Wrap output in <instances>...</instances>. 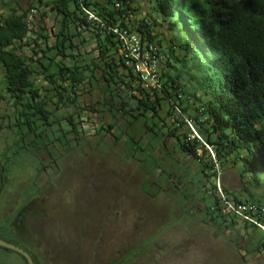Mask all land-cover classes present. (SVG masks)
<instances>
[{
    "label": "trees",
    "instance_id": "16d2710c",
    "mask_svg": "<svg viewBox=\"0 0 264 264\" xmlns=\"http://www.w3.org/2000/svg\"><path fill=\"white\" fill-rule=\"evenodd\" d=\"M139 1L39 0L57 21L53 45H49L46 26L36 29L32 24L35 7L12 8L0 17V72L15 114L10 126L18 133L14 144L20 145L0 166V195L16 167L12 164L16 155L34 156V151L47 150L57 141L69 146V134L80 144L79 123L72 115L65 116L66 131L56 113L78 106L80 91L98 87L116 120L143 123L131 139L134 144L139 145L144 136L164 146L170 141L207 178L217 176L218 165L239 169L244 184L259 190L258 195L251 193L243 201L224 188L225 194L235 203L256 207L254 216L264 228V192L260 190L264 186V0H148L154 19L132 25L131 12ZM84 10L95 12L100 23L89 21ZM176 18L186 35L180 44L156 32ZM117 26L155 44L159 57H167L172 70L180 65L190 81L197 83L196 90L187 94L182 75L165 71L161 72V91L145 89L126 65L118 37L108 29ZM190 65L196 75L190 73ZM164 108L168 109L167 121L161 115ZM187 120L194 122L201 139H190ZM115 124L102 130L111 133L117 130ZM118 130L113 133L117 139L126 134ZM48 153L52 155L51 150ZM42 168L38 174L46 166ZM212 186L201 200L205 204L211 200L206 204L208 218L213 223L230 222L226 227H233L238 218L223 214L221 199L214 193L216 186ZM245 225L259 232L255 248L260 249L264 229L247 221Z\"/></svg>",
    "mask_w": 264,
    "mask_h": 264
},
{
    "label": "rangeland",
    "instance_id": "374dc122",
    "mask_svg": "<svg viewBox=\"0 0 264 264\" xmlns=\"http://www.w3.org/2000/svg\"><path fill=\"white\" fill-rule=\"evenodd\" d=\"M38 1L0 0V17L12 8L35 7L32 24L36 29L46 26L53 45L56 18ZM134 9L130 24L154 19L148 0L139 1ZM160 31L178 44L186 36L177 18L159 26L156 32ZM175 66L176 70L166 66L163 71L181 74L186 93L192 94L197 83ZM2 80L0 72V166L20 147L14 144L18 133L10 126L15 114ZM104 100L98 87L83 90L78 106L56 113L66 131L65 116L72 115L79 123L83 134L79 145L69 134V146L57 141L47 150L34 151V156H15L16 167L0 195V239L32 254L37 264H264V245L255 248L259 232L240 219L230 228L226 227L230 222H211L206 210L211 200L201 201L212 185L220 199L226 197L224 188L243 201L251 193L258 195L259 190L244 184L240 170L218 165L217 176L207 178L170 141L164 146L144 136L134 144L131 139L143 123L116 120ZM167 112L164 108L163 118ZM115 122L117 130L126 133L119 139L113 135L116 129L102 130ZM42 166L46 168L38 174ZM260 190L264 192V186ZM0 264L27 263L20 254L0 248Z\"/></svg>",
    "mask_w": 264,
    "mask_h": 264
},
{
    "label": "built area",
    "instance_id": "2783aa9c",
    "mask_svg": "<svg viewBox=\"0 0 264 264\" xmlns=\"http://www.w3.org/2000/svg\"><path fill=\"white\" fill-rule=\"evenodd\" d=\"M119 7V5H117ZM88 15V20L92 22H99V18L92 10H84ZM35 13V11H34ZM32 19V15L30 16ZM119 39L121 51L124 56L126 65L131 67L137 74L140 83L147 90H162L161 70L159 69L160 63H166L167 57L161 55L159 57L158 47L149 42H144L142 38L131 29L121 27H109ZM188 126L192 131L190 139L195 137L200 138L192 120H187ZM210 149V148H209ZM222 212L226 215H234L243 222H250L260 226L254 214L257 212L256 207L248 203H235L232 199H228L222 195Z\"/></svg>",
    "mask_w": 264,
    "mask_h": 264
},
{
    "label": "water",
    "instance_id": "95a60500",
    "mask_svg": "<svg viewBox=\"0 0 264 264\" xmlns=\"http://www.w3.org/2000/svg\"><path fill=\"white\" fill-rule=\"evenodd\" d=\"M159 69L162 71V64L161 63L159 64ZM0 247L8 249L10 251H14V252L20 254L23 258L26 259L28 264H35L33 257L27 251H25L23 248L15 245V244H12V243H9L7 241L0 239Z\"/></svg>",
    "mask_w": 264,
    "mask_h": 264
},
{
    "label": "crops",
    "instance_id": "0c3cea01",
    "mask_svg": "<svg viewBox=\"0 0 264 264\" xmlns=\"http://www.w3.org/2000/svg\"><path fill=\"white\" fill-rule=\"evenodd\" d=\"M166 66H168V65H165V66H164V65H162V71H163V69H164Z\"/></svg>",
    "mask_w": 264,
    "mask_h": 264
},
{
    "label": "bare ground",
    "instance_id": "6f19581e",
    "mask_svg": "<svg viewBox=\"0 0 264 264\" xmlns=\"http://www.w3.org/2000/svg\"><path fill=\"white\" fill-rule=\"evenodd\" d=\"M161 64L164 65V66L167 65V63H161ZM161 72H163V71H161Z\"/></svg>",
    "mask_w": 264,
    "mask_h": 264
}]
</instances>
